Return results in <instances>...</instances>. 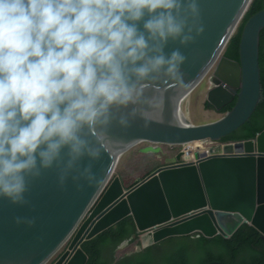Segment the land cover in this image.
Segmentation results:
<instances>
[{"label": "water", "instance_id": "95a60500", "mask_svg": "<svg viewBox=\"0 0 264 264\" xmlns=\"http://www.w3.org/2000/svg\"><path fill=\"white\" fill-rule=\"evenodd\" d=\"M252 2L199 0L198 27L203 31L186 47L170 42L165 49L179 47L186 56L182 79L150 82L148 88L159 100L153 121L137 120L129 128L113 125L106 155L94 166L98 173L111 168L102 187L71 177L61 185L59 171L53 168L30 183L27 205L0 199V264H87L82 245L126 217L142 238L136 252L171 237L228 239L245 224L264 237V130L254 139L226 146L223 154H196V164L179 163V153L175 163L156 168L130 188L115 175L121 158L133 147L139 146L140 154L158 155L162 145L222 140L250 120L262 99L264 9L245 24L239 59H229L225 52ZM202 86L215 111L236 100L234 107L214 117L190 110L183 100ZM17 217L34 223H17Z\"/></svg>", "mask_w": 264, "mask_h": 264}, {"label": "clouds", "instance_id": "9594fccd", "mask_svg": "<svg viewBox=\"0 0 264 264\" xmlns=\"http://www.w3.org/2000/svg\"><path fill=\"white\" fill-rule=\"evenodd\" d=\"M199 16V0H0V199L27 205L53 168L102 187L113 125L156 118L148 85L182 79L186 56L165 49L194 41Z\"/></svg>", "mask_w": 264, "mask_h": 264}, {"label": "trees", "instance_id": "16d2710c", "mask_svg": "<svg viewBox=\"0 0 264 264\" xmlns=\"http://www.w3.org/2000/svg\"><path fill=\"white\" fill-rule=\"evenodd\" d=\"M263 9L264 0H253L237 33L228 44L225 52L227 58L239 59V44L243 28L252 15ZM259 64L262 99L250 120L224 137L222 141L238 142L254 139L264 130V30L260 38ZM235 101L226 106L221 113L230 111ZM206 109H211L208 103H206ZM125 241H128V245H140L139 237L135 234L134 223L129 217L82 245L88 256L87 264H208L215 261L227 264H264V237L247 224L241 226L228 239L220 235L206 238L196 234L171 237L139 252L118 255L119 246Z\"/></svg>", "mask_w": 264, "mask_h": 264}, {"label": "rangeland", "instance_id": "374dc122", "mask_svg": "<svg viewBox=\"0 0 264 264\" xmlns=\"http://www.w3.org/2000/svg\"><path fill=\"white\" fill-rule=\"evenodd\" d=\"M203 88L204 86L200 87L191 95L188 107L192 111L201 113L204 117H210L208 110L205 108L204 99L200 97V90H204ZM138 148L139 146L133 147L126 152L115 170V175L119 176L122 181L125 182V188L132 187L137 181L152 173L156 168L161 167L160 165L164 164L163 162H171L179 146L162 145L161 153L158 155L140 154L137 151ZM139 240L141 243L142 238L139 237ZM138 246L139 245H128L127 243L122 248H119L117 254L123 255L125 253H132L136 251Z\"/></svg>", "mask_w": 264, "mask_h": 264}, {"label": "built area", "instance_id": "2783aa9c", "mask_svg": "<svg viewBox=\"0 0 264 264\" xmlns=\"http://www.w3.org/2000/svg\"><path fill=\"white\" fill-rule=\"evenodd\" d=\"M197 142H201V144L194 145L193 143L196 142H192L179 146L180 149L176 153L181 152V163L196 164L199 161L196 158V153L206 158L216 154H223L226 146L235 145L234 142H223L220 140H202Z\"/></svg>", "mask_w": 264, "mask_h": 264}, {"label": "crops", "instance_id": "0c3cea01", "mask_svg": "<svg viewBox=\"0 0 264 264\" xmlns=\"http://www.w3.org/2000/svg\"><path fill=\"white\" fill-rule=\"evenodd\" d=\"M199 89V88H198ZM197 89V90H198ZM196 91V90H195ZM195 91L193 92V94L195 93ZM201 93H200V97H202L204 99V103H205V108H206V96H205V93H204V90H200ZM208 110V113H209V116L210 117H214V116H218V115H221L222 113L220 111H215L214 108L211 106V109H207ZM164 164L160 165L161 167L162 166H165L167 164H170L171 162H163ZM143 179V178H142ZM140 181V180H139ZM138 182V181H137ZM123 184L125 186V182L123 181ZM134 185V184H133Z\"/></svg>", "mask_w": 264, "mask_h": 264}, {"label": "bare ground", "instance_id": "6f19581e", "mask_svg": "<svg viewBox=\"0 0 264 264\" xmlns=\"http://www.w3.org/2000/svg\"><path fill=\"white\" fill-rule=\"evenodd\" d=\"M191 95L192 93H188L186 95V97L184 98L183 100V103L188 107V102L190 101V98H191ZM189 108V107H188ZM194 145H198V144H201V142H196V143H193ZM149 240V237L148 236H144V241H148Z\"/></svg>", "mask_w": 264, "mask_h": 264}, {"label": "flooded vegetation", "instance_id": "af4514ba", "mask_svg": "<svg viewBox=\"0 0 264 264\" xmlns=\"http://www.w3.org/2000/svg\"><path fill=\"white\" fill-rule=\"evenodd\" d=\"M174 158V157H173Z\"/></svg>", "mask_w": 264, "mask_h": 264}]
</instances>
